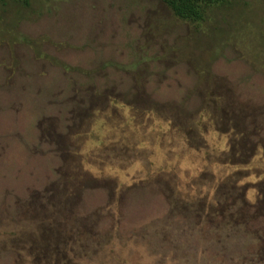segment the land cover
<instances>
[{
    "label": "rangeland",
    "instance_id": "374dc122",
    "mask_svg": "<svg viewBox=\"0 0 264 264\" xmlns=\"http://www.w3.org/2000/svg\"><path fill=\"white\" fill-rule=\"evenodd\" d=\"M0 264H264V0H0Z\"/></svg>",
    "mask_w": 264,
    "mask_h": 264
},
{
    "label": "trees",
    "instance_id": "16d2710c",
    "mask_svg": "<svg viewBox=\"0 0 264 264\" xmlns=\"http://www.w3.org/2000/svg\"><path fill=\"white\" fill-rule=\"evenodd\" d=\"M175 16L191 23L204 21L210 7L220 5L224 0H161Z\"/></svg>",
    "mask_w": 264,
    "mask_h": 264
}]
</instances>
